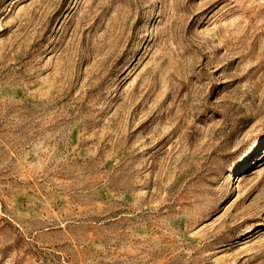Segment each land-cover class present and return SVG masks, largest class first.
I'll return each mask as SVG.
<instances>
[{
  "label": "rangeland",
  "instance_id": "rangeland-1",
  "mask_svg": "<svg viewBox=\"0 0 264 264\" xmlns=\"http://www.w3.org/2000/svg\"><path fill=\"white\" fill-rule=\"evenodd\" d=\"M0 264H264V0H0Z\"/></svg>",
  "mask_w": 264,
  "mask_h": 264
}]
</instances>
